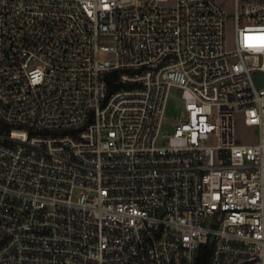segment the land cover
<instances>
[{
    "label": "built area",
    "instance_id": "2783aa9c",
    "mask_svg": "<svg viewBox=\"0 0 264 264\" xmlns=\"http://www.w3.org/2000/svg\"><path fill=\"white\" fill-rule=\"evenodd\" d=\"M228 19L218 0H0V264H201L206 245L264 264V0H235L232 49Z\"/></svg>",
    "mask_w": 264,
    "mask_h": 264
},
{
    "label": "rangeland",
    "instance_id": "374dc122",
    "mask_svg": "<svg viewBox=\"0 0 264 264\" xmlns=\"http://www.w3.org/2000/svg\"><path fill=\"white\" fill-rule=\"evenodd\" d=\"M218 2L226 9L229 14L227 22V39L230 49L235 47V0H218ZM252 77L257 85L264 84V75L259 71H253ZM182 99L178 95L177 87H172L166 114V122L163 131L173 132L175 125L183 115L181 108ZM236 138L241 142H254L258 138V129L256 127H248L243 121L242 114L236 117Z\"/></svg>",
    "mask_w": 264,
    "mask_h": 264
},
{
    "label": "trees",
    "instance_id": "16d2710c",
    "mask_svg": "<svg viewBox=\"0 0 264 264\" xmlns=\"http://www.w3.org/2000/svg\"><path fill=\"white\" fill-rule=\"evenodd\" d=\"M118 76H119V70L114 71L109 75L108 79H109L111 89L118 87V85L116 84ZM202 252L203 253L201 255V264H207L208 255H209V247L207 245L203 247Z\"/></svg>",
    "mask_w": 264,
    "mask_h": 264
}]
</instances>
